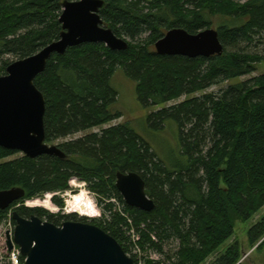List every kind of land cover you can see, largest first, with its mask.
I'll return each mask as SVG.
<instances>
[{
	"label": "trees",
	"instance_id": "1",
	"mask_svg": "<svg viewBox=\"0 0 264 264\" xmlns=\"http://www.w3.org/2000/svg\"><path fill=\"white\" fill-rule=\"evenodd\" d=\"M67 1L80 0H0V77L11 64L8 57L29 58L60 39ZM103 1L99 14L105 27L129 38L128 48L114 51L105 44L85 43L52 56L35 80L46 100V142L119 119L111 110L118 100L112 78L122 69L136 83L138 101L146 109L204 93L148 116L154 130H162L168 121L177 124L185 161L165 164L130 125L122 124L58 146L65 159L22 156L3 162L19 152L0 147V191L25 190V197L11 207L15 209L29 199L65 193L72 179H82L107 203L100 220L27 207L14 211L56 226L89 223L115 238L128 255L133 247L160 258L131 255L137 264H204L235 235L236 221L248 222L264 208V75L217 94L205 93L251 75L264 62V0ZM215 26L224 47L221 56L156 52V43L170 30L195 35ZM118 172L144 179L154 210L126 205L116 188ZM114 201L124 205L122 212L115 211ZM54 202L64 206L61 199ZM6 213H0L1 220ZM132 232L138 238L135 244L127 237ZM248 239L252 247L264 248V217L250 228ZM240 260L235 244L211 264Z\"/></svg>",
	"mask_w": 264,
	"mask_h": 264
},
{
	"label": "water",
	"instance_id": "2",
	"mask_svg": "<svg viewBox=\"0 0 264 264\" xmlns=\"http://www.w3.org/2000/svg\"><path fill=\"white\" fill-rule=\"evenodd\" d=\"M104 6L103 0L65 2L60 39L34 56L11 63L6 75L0 77L1 148L31 159L43 155L66 158L58 146L46 142V100L35 80L53 55H64L69 48L85 43L105 44L114 51L128 48L125 39L105 27L99 14ZM155 49L160 55L188 58H210L224 53L218 32L213 29L195 35L183 29L170 30ZM116 188L126 205L146 212L155 209L139 174L118 172ZM25 194L22 188L0 191V213L9 210ZM12 216L15 231L13 240L8 236V248L12 251L14 244L18 246L24 264H137L115 238L95 225L67 221L56 226L35 215L24 218L17 211Z\"/></svg>",
	"mask_w": 264,
	"mask_h": 264
},
{
	"label": "rangeland",
	"instance_id": "3",
	"mask_svg": "<svg viewBox=\"0 0 264 264\" xmlns=\"http://www.w3.org/2000/svg\"><path fill=\"white\" fill-rule=\"evenodd\" d=\"M217 21V20H216ZM212 29L216 30V26L212 27ZM127 42L130 41L129 38L123 37ZM11 60V63L18 61L17 59L13 57H8ZM6 75V74H5ZM264 75V62L259 63L255 65V72L251 75L243 78L233 79L229 82L222 83L220 85L214 86L211 89L207 90L205 93H219L220 91L226 89L230 85L237 84L241 81L251 79L256 76ZM112 86L115 88V90L118 92V100L117 102L111 107V110L114 113L120 114L121 117L119 119H116L115 121L99 128H94L85 132H81L78 134H75L73 136H70L66 139H61L54 141L53 143L49 145L54 146H60L63 144H66L67 142L78 140L81 138H84L88 135L94 134V133H101L102 130L108 129L111 127H116L122 124H128L130 127L141 137L143 138L153 149V151L157 154L158 158L161 159L165 164L169 166H174L176 163L185 161L181 156V144H180V138H179V129L175 122L168 121L165 123L164 128L162 130H154L151 128L148 122V116L151 112L157 111L160 109H164L167 107H171L175 104H179L187 99L195 98V97H201L204 95V93H197L192 96L182 97L181 99L177 101H173L168 103L167 105H162L154 109H146L144 108L137 98L136 93V83L129 79L124 71L122 69H119L112 78ZM24 156L22 153H17L14 156L8 158L7 160L3 162L12 161L18 158H21ZM75 179L77 181H75ZM72 179L70 181V188L65 193H53L51 196V201L48 200V195H45L41 198H34L37 199L35 201H30L34 199H29L26 201L29 205L32 207L33 202L37 203H46L48 202L51 207L55 208L57 207L58 212L50 211L44 207H27L26 201L24 203H21L18 205V207L11 208L7 210L6 215L3 217V219H0V262L1 264H12L10 261V256L7 254V251L5 250L4 246V234L5 231L9 228V225L13 224L11 221V215L19 207H27L32 210L36 209H42L46 211L47 213L58 216V215H65V216H72L76 215L78 218H83L77 214H69L67 211V203L72 200V197H75L76 195H80L83 192H85L88 197L93 201L94 206L97 209L98 214L96 217L85 219L88 221H95L102 219L103 216V210L106 207V202L103 199H100L95 193H93L89 187V184L86 183L82 179ZM74 183V185H72ZM40 199V200H39ZM54 199H61L64 202V206L61 208L57 206L54 202ZM48 200V201H47ZM52 202V204H51ZM18 203V202H17ZM115 203V201H114ZM116 209L115 211L122 212L124 210V205L120 203H115ZM57 212V213H56ZM264 217V208L250 221L243 222L241 220L236 221L235 223V235L232 237L231 240H229L223 247H221L216 254H214L206 263L204 264H211L213 263L217 258H219L222 254L226 252V250L235 245L238 244L240 247V253H241V264H264V248L262 250H258V246L252 247L249 243L248 239V232L252 226H254L258 221H260ZM45 219V218H44ZM11 222V223H10ZM127 237L131 238L132 242L135 244L138 241V238L134 236L133 232L127 234ZM131 255L138 256V259L141 260L143 258L150 257L153 260H160V258L154 254L153 252L149 251L146 253L140 252L137 248H131ZM130 255V256H131ZM22 263V262H21Z\"/></svg>",
	"mask_w": 264,
	"mask_h": 264
},
{
	"label": "bare ground",
	"instance_id": "4",
	"mask_svg": "<svg viewBox=\"0 0 264 264\" xmlns=\"http://www.w3.org/2000/svg\"><path fill=\"white\" fill-rule=\"evenodd\" d=\"M74 185V183L72 184ZM51 195L50 194L48 197V200L51 201ZM72 200H70L68 203H67V211L69 214H77L83 218H86V217H90V218H93V217H96V215L98 214L97 212V209L96 207L94 206V203L93 201L88 197V195L83 192L82 194L80 195H76L75 197H72L71 198ZM37 199H34V200H30V201H35ZM40 200V199H39ZM47 200V201H48ZM28 201V202H30ZM26 203V206L32 208V207H44L50 211H57L58 212V209L56 207V209L53 207H51V205L46 202L44 204H40V203H37V202H33L31 205L32 207L29 205V203ZM52 204V202H51ZM56 212V213H57Z\"/></svg>",
	"mask_w": 264,
	"mask_h": 264
},
{
	"label": "built area",
	"instance_id": "5",
	"mask_svg": "<svg viewBox=\"0 0 264 264\" xmlns=\"http://www.w3.org/2000/svg\"><path fill=\"white\" fill-rule=\"evenodd\" d=\"M75 181H77V180L75 179ZM27 202L28 201H26V203ZM12 215H13V213H12ZM12 215H11V221L13 222ZM14 231H15V225H14V222H13V224L9 225V228L5 231V234L3 236V238H4V240H3L4 241V246H5V250L7 251V254H9V256H10L9 258H10L11 263L12 264H22L21 263L22 262V260H21L22 256H21V252H20L19 248L15 244H14V248H13L12 251H10L9 248H8V236H10L11 239L13 240ZM0 264H1V262H0Z\"/></svg>",
	"mask_w": 264,
	"mask_h": 264
},
{
	"label": "flooded vegetation",
	"instance_id": "6",
	"mask_svg": "<svg viewBox=\"0 0 264 264\" xmlns=\"http://www.w3.org/2000/svg\"><path fill=\"white\" fill-rule=\"evenodd\" d=\"M71 184V183H70Z\"/></svg>",
	"mask_w": 264,
	"mask_h": 264
}]
</instances>
